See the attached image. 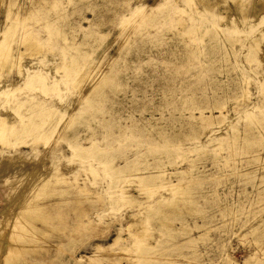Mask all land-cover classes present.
<instances>
[{
    "label": "rangeland",
    "instance_id": "obj_1",
    "mask_svg": "<svg viewBox=\"0 0 264 264\" xmlns=\"http://www.w3.org/2000/svg\"><path fill=\"white\" fill-rule=\"evenodd\" d=\"M135 263L264 264V0H0V264Z\"/></svg>",
    "mask_w": 264,
    "mask_h": 264
},
{
    "label": "bare ground",
    "instance_id": "obj_2",
    "mask_svg": "<svg viewBox=\"0 0 264 264\" xmlns=\"http://www.w3.org/2000/svg\"><path fill=\"white\" fill-rule=\"evenodd\" d=\"M26 41V40H25ZM24 43V42H23ZM26 44V46L28 47V48H31V50H33V51H37V50H40V46L38 45V43L35 41V40H31V39H29L27 42H25ZM39 52V51H38ZM30 197V196H29ZM25 201V200H24ZM23 201V202H24ZM27 205V207H25ZM21 207H24L26 210H28V213L30 214V213H32L34 216H36V217H38V218H40V219H46V217H45V215L44 214H42L41 215V210H42V208H43V206L42 205H38L37 207H33L32 206V204H31V200L30 201H26V202H24V203H22V205H21ZM20 207V208H21ZM23 209V208H22ZM22 220V219H21ZM144 220V219H143ZM142 221V220H141ZM145 221V220H144ZM146 222V221H145ZM144 222V223H145ZM18 223V222H17ZM17 223H15V224H17ZM141 223V222H140ZM139 223V224H140ZM142 223H143V221H142ZM143 223V224H144ZM146 226V225H145ZM17 227L19 228H21L22 229V224L21 223H19L18 225H14V228H16L17 229ZM25 227V226H24ZM144 227V226H143ZM13 229V228H12ZM15 229V232L16 231H18V230H16ZM26 229V228H25ZM25 229H24V231L23 230H21V231H23V234L21 233V234H18L17 235V237H16V239L17 240H19V239H21V238H27V236L25 235L26 234V231H25ZM135 229V228H134ZM14 231V230H13ZM29 231V230H28ZM144 231V230H143ZM147 231V230H146ZM148 232V231H147ZM146 234V233H145ZM144 234V235H145ZM14 235H16L15 233H14ZM130 235L131 236H134V240H133V242H135V237H136V239H139V238H143V239H145V237H143L142 235H140V233L138 232V230L137 231H135V232H130ZM26 236V237H25ZM12 240V239H11ZM15 240V239H14ZM139 241H140V239H139ZM141 241H143L142 239H141ZM138 242V241H137ZM136 242V243H137ZM141 244V243H140ZM140 244H138V245H140ZM135 245V244H134ZM136 246V245H135ZM141 246V245H140ZM137 247V246H136ZM139 247V246H138ZM137 247V248H138ZM143 248V247H142ZM135 262V261H134ZM133 262V263H134ZM136 264V263H135Z\"/></svg>",
    "mask_w": 264,
    "mask_h": 264
}]
</instances>
